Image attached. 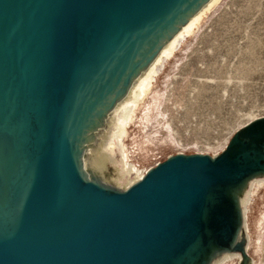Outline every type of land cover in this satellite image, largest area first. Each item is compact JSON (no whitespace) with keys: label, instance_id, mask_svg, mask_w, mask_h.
Instances as JSON below:
<instances>
[{"label":"water","instance_id":"obj_1","mask_svg":"<svg viewBox=\"0 0 264 264\" xmlns=\"http://www.w3.org/2000/svg\"><path fill=\"white\" fill-rule=\"evenodd\" d=\"M208 0H0V264H210L244 254L264 117L216 156L176 154L125 191L83 156L132 80Z\"/></svg>","mask_w":264,"mask_h":264},{"label":"rangeland","instance_id":"obj_2","mask_svg":"<svg viewBox=\"0 0 264 264\" xmlns=\"http://www.w3.org/2000/svg\"><path fill=\"white\" fill-rule=\"evenodd\" d=\"M201 21L160 65L127 128L142 173L176 154L218 155L264 117V0H220ZM246 226L244 254L264 264V180L251 192ZM238 253L233 264L243 261Z\"/></svg>","mask_w":264,"mask_h":264},{"label":"bare ground","instance_id":"obj_3","mask_svg":"<svg viewBox=\"0 0 264 264\" xmlns=\"http://www.w3.org/2000/svg\"><path fill=\"white\" fill-rule=\"evenodd\" d=\"M219 1L208 0L190 16L188 21L178 29L169 41L162 45L154 60L132 80L125 95L116 102L102 124L92 133L90 141L83 150L82 161L84 174L92 181H98L119 191H125L138 182L148 171L140 172L131 159L127 128L130 124L135 126V119L139 118L138 110H140L142 103L147 101L153 90L151 88L152 81L160 69V65L172 54L177 44L186 35L191 34L198 24H201L204 15L208 11L210 12ZM133 139L135 142V138ZM263 180L264 178L250 180L240 196L243 223L239 240L247 228L246 208L249 198H251V192L257 185H262ZM247 212L249 211L247 210ZM248 246L250 245L247 244L246 252L249 250ZM240 257L238 252H225L217 255L210 264H233L232 262Z\"/></svg>","mask_w":264,"mask_h":264}]
</instances>
